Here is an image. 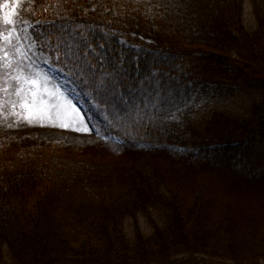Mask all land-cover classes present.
<instances>
[{"label": "trees", "instance_id": "obj_1", "mask_svg": "<svg viewBox=\"0 0 264 264\" xmlns=\"http://www.w3.org/2000/svg\"><path fill=\"white\" fill-rule=\"evenodd\" d=\"M19 14L119 154L0 139V264H264V0H28ZM236 90L242 112L201 108ZM159 152L224 167L260 200L222 205Z\"/></svg>", "mask_w": 264, "mask_h": 264}, {"label": "rangeland", "instance_id": "obj_2", "mask_svg": "<svg viewBox=\"0 0 264 264\" xmlns=\"http://www.w3.org/2000/svg\"><path fill=\"white\" fill-rule=\"evenodd\" d=\"M27 1L9 0L1 5L2 22L9 27L0 36L7 47V53L4 52L2 58L5 61L0 66V139L60 141L71 148H90L98 157L119 154L117 144L112 147L99 143L106 125L102 110L88 105L87 99L71 86L67 76L35 52L31 40L27 38L29 26L19 14ZM245 22L247 27L252 28L249 11H245ZM248 104L246 95L236 90L231 100L203 102L201 108L228 107L241 111ZM81 105L92 111L93 119L88 114L90 123L80 111ZM158 154L166 156L158 157ZM179 156L159 152L151 161L161 171L168 170V173L172 172L170 166H174L175 172L189 187L206 189V193L222 205L249 211L258 204L260 196L226 168L209 170L188 157ZM176 164H179V169ZM140 223L145 227L142 219Z\"/></svg>", "mask_w": 264, "mask_h": 264}]
</instances>
